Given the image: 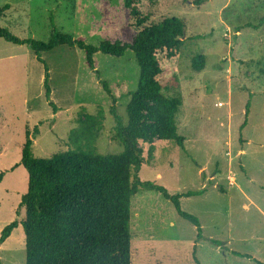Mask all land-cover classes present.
<instances>
[{
    "label": "rangeland",
    "instance_id": "374dc122",
    "mask_svg": "<svg viewBox=\"0 0 264 264\" xmlns=\"http://www.w3.org/2000/svg\"><path fill=\"white\" fill-rule=\"evenodd\" d=\"M194 1L143 0L138 5L150 16L147 25L175 16L187 26L178 70L164 83L167 96L183 97L176 121L185 151L155 137L154 159L139 176L171 194L205 188L202 196L181 199L182 209L199 218L203 238L160 194L140 191L131 205L132 264H256L236 253L264 263V0H207L200 6ZM7 4L11 7L0 26L20 38L48 41L52 17L58 30L94 45L129 42L140 30L124 0H0V7ZM198 54L206 57L202 72L191 64ZM42 59L57 113L45 98L44 64L29 46L0 38V236L25 217L19 204L28 189V172L20 165L27 131L33 134L42 123L33 154L51 158L74 148L70 135L79 119L103 111L97 153L124 150L114 139L111 107L116 99V110L127 123L129 93L140 76L135 54H98L97 75L88 68L84 51L75 47H58ZM24 237L19 224L0 246V264H26Z\"/></svg>",
    "mask_w": 264,
    "mask_h": 264
},
{
    "label": "trees",
    "instance_id": "16d2710c",
    "mask_svg": "<svg viewBox=\"0 0 264 264\" xmlns=\"http://www.w3.org/2000/svg\"><path fill=\"white\" fill-rule=\"evenodd\" d=\"M142 1L124 0L135 27L140 29L129 42L105 40L90 44L84 37L58 30L53 17L48 41L20 38L0 26L1 39L17 46H29L37 60L44 64L45 98L55 113L59 108L51 101L50 75L42 59L43 53L61 46L80 49L85 53L88 68L97 75L95 57L98 54L122 58L130 51L135 54L140 69L137 88L129 93L127 123L116 110V99L111 107L116 123L114 139L123 145V152L102 155L95 149L104 128L103 111L79 119L70 135L74 148L51 158H36L33 154L34 140L40 134L42 123L34 128L33 134L26 132L20 165L28 172V189L19 204V208L25 209V217L21 223L15 220L7 225L0 236L1 246L19 224L22 225L26 264H132L131 205L140 191L160 194L181 218L197 228V238H203L199 218L182 209L181 199L202 196L205 188L171 194L164 186L142 181L139 176L141 168L152 163L157 140L172 141L184 151L186 141L179 134L176 121L183 97L180 93L167 96L164 83L178 70L177 60L187 26L183 19L175 16L147 25L150 16L144 15L138 6ZM206 1L195 0L194 4L200 6ZM10 7L9 4L0 7V18ZM78 7L81 21L86 23L85 6ZM191 64L193 70L202 72L206 57L198 54ZM246 110L248 115L250 103ZM137 143H142L143 147H137ZM146 144L149 147L145 150ZM16 167L18 164L13 169ZM3 177L4 173H0V184ZM236 255L264 264L249 254Z\"/></svg>",
    "mask_w": 264,
    "mask_h": 264
},
{
    "label": "crops",
    "instance_id": "0c3cea01",
    "mask_svg": "<svg viewBox=\"0 0 264 264\" xmlns=\"http://www.w3.org/2000/svg\"><path fill=\"white\" fill-rule=\"evenodd\" d=\"M14 231H15V230H14ZM11 236H12V234H11ZM11 236H10L9 238H11ZM9 238H8V239H9ZM8 239H7V240H8ZM7 240H6V241H7ZM24 240H25V237H24ZM6 241H5V242H6ZM5 242H4V243H5ZM4 243H3V244H4Z\"/></svg>",
    "mask_w": 264,
    "mask_h": 264
}]
</instances>
